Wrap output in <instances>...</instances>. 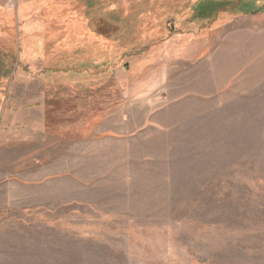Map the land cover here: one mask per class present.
Returning <instances> with one entry per match:
<instances>
[{"label":"rangeland","instance_id":"1","mask_svg":"<svg viewBox=\"0 0 264 264\" xmlns=\"http://www.w3.org/2000/svg\"><path fill=\"white\" fill-rule=\"evenodd\" d=\"M0 264H264V0H0Z\"/></svg>","mask_w":264,"mask_h":264}]
</instances>
